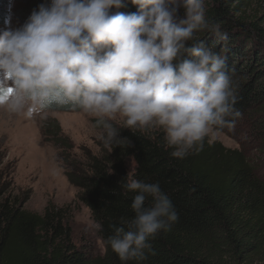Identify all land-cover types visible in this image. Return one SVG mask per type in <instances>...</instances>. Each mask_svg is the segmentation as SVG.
I'll return each mask as SVG.
<instances>
[{"label": "clouds", "instance_id": "1", "mask_svg": "<svg viewBox=\"0 0 264 264\" xmlns=\"http://www.w3.org/2000/svg\"><path fill=\"white\" fill-rule=\"evenodd\" d=\"M131 3L137 11L124 13L115 10L126 0H44L19 27L6 18L0 107L26 119L79 109L96 118L109 146L121 140L111 122L117 116L126 128L158 127L180 159L203 151L216 130L234 129L242 113L227 58L197 35L227 36L206 20V0ZM123 187L138 193L134 217L122 218L106 244L121 262H143L155 255L150 240L179 216L158 182L130 176Z\"/></svg>", "mask_w": 264, "mask_h": 264}, {"label": "trees", "instance_id": "2", "mask_svg": "<svg viewBox=\"0 0 264 264\" xmlns=\"http://www.w3.org/2000/svg\"><path fill=\"white\" fill-rule=\"evenodd\" d=\"M206 7V20L227 36L205 31L198 38L226 56L242 113L234 129L217 131L245 140L232 148L205 138L203 151L180 159L171 156L162 130L113 123L121 140L109 146L99 138L98 153L66 172L77 200L102 225L96 227L101 254L73 243L66 207L27 209V197L0 172V264H264V0H206ZM115 11L137 8L126 0ZM130 176L158 182L179 216L170 231L150 240L155 255L143 262H121L106 244L122 218L134 217L138 193L123 187Z\"/></svg>", "mask_w": 264, "mask_h": 264}, {"label": "rangeland", "instance_id": "3", "mask_svg": "<svg viewBox=\"0 0 264 264\" xmlns=\"http://www.w3.org/2000/svg\"><path fill=\"white\" fill-rule=\"evenodd\" d=\"M42 2L44 0H0V31L6 27V18H10L12 27L22 25ZM111 122L121 124L123 118L117 116ZM146 130L162 129L149 127ZM100 135L96 118L79 109L54 108L26 119L0 107L2 176L12 181L16 193L27 197L24 207L29 210L40 213L48 205L66 207L65 221L73 243L91 254H101L103 246L89 210L77 200L78 188L69 182L66 172L72 164L82 167L88 156L98 153ZM244 137L235 131L216 130L206 138L236 148Z\"/></svg>", "mask_w": 264, "mask_h": 264}]
</instances>
